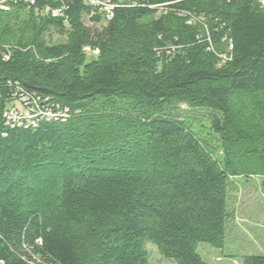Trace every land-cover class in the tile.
Returning a JSON list of instances; mask_svg holds the SVG:
<instances>
[{
  "label": "trees",
  "instance_id": "16d2710c",
  "mask_svg": "<svg viewBox=\"0 0 264 264\" xmlns=\"http://www.w3.org/2000/svg\"><path fill=\"white\" fill-rule=\"evenodd\" d=\"M62 2L67 27L41 12L54 0L0 11V264H148L147 243L206 264L197 245L227 246L234 180H264V5L121 0L105 22ZM21 93L67 118L6 126Z\"/></svg>",
  "mask_w": 264,
  "mask_h": 264
},
{
  "label": "rangeland",
  "instance_id": "374dc122",
  "mask_svg": "<svg viewBox=\"0 0 264 264\" xmlns=\"http://www.w3.org/2000/svg\"><path fill=\"white\" fill-rule=\"evenodd\" d=\"M86 26H91L84 20ZM100 25H97L99 27ZM57 40L53 35L52 41ZM89 57V52L85 51ZM188 118V123L202 138H207L211 145L215 146V137L210 133L206 114L193 112L180 106ZM233 191L229 198V211L231 221L228 227V242L224 250H216L207 244H198L197 253L206 264H240V257L248 254L264 256V180L259 177L251 179H236L233 183ZM148 264H174L161 257L154 245H145ZM229 256V257H226ZM219 257V261L216 260ZM236 261H234V260Z\"/></svg>",
  "mask_w": 264,
  "mask_h": 264
},
{
  "label": "built area",
  "instance_id": "2783aa9c",
  "mask_svg": "<svg viewBox=\"0 0 264 264\" xmlns=\"http://www.w3.org/2000/svg\"><path fill=\"white\" fill-rule=\"evenodd\" d=\"M54 1H56V3L60 2L61 5H59L58 8H50L46 6L41 12L43 15H50L52 18L60 19L63 26L67 27L68 23L65 16V4L62 0ZM35 2L36 0H0V11L4 13L10 12L13 6L18 4H23L29 9V7L33 6ZM83 2L92 13L100 14L105 22L110 21L113 18L114 10L122 6L121 0H83ZM139 3L140 2L133 3L130 6H138ZM259 3L264 5V0H259ZM195 22L194 19H190L188 23L192 24ZM200 22L201 20L199 23ZM229 48H231L230 44ZM84 50L89 52L88 49ZM222 59L225 60L226 58L222 57ZM18 102L19 103L14 108L4 111L2 115L6 126L35 127L41 120H63L67 118V110L49 104L47 99L41 101L40 98L21 93L18 97Z\"/></svg>",
  "mask_w": 264,
  "mask_h": 264
},
{
  "label": "crops",
  "instance_id": "0c3cea01",
  "mask_svg": "<svg viewBox=\"0 0 264 264\" xmlns=\"http://www.w3.org/2000/svg\"><path fill=\"white\" fill-rule=\"evenodd\" d=\"M248 255H259V254H248ZM199 256H200V255H199ZM260 256H262V255H260ZM226 257H229V256H226ZM219 259H220L219 257H216V260H217V261H219ZM233 260H234V259H233ZM234 261H236V260H234ZM240 264H241V262H240Z\"/></svg>",
  "mask_w": 264,
  "mask_h": 264
},
{
  "label": "bare ground",
  "instance_id": "6f19581e",
  "mask_svg": "<svg viewBox=\"0 0 264 264\" xmlns=\"http://www.w3.org/2000/svg\"><path fill=\"white\" fill-rule=\"evenodd\" d=\"M38 2H39V0H38ZM131 2V1H130ZM43 3V2H42ZM43 5V4H42ZM51 5V4H50ZM58 6V5H57ZM55 8V7H54ZM162 8V7H161ZM41 9V8H40ZM43 9V8H42ZM163 10V9H162ZM41 11V10H40ZM115 12V11H114ZM44 16V15H43ZM68 17V16H67ZM54 19V18H53ZM58 20V19H57ZM222 61V60H221Z\"/></svg>",
  "mask_w": 264,
  "mask_h": 264
}]
</instances>
